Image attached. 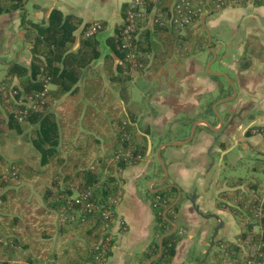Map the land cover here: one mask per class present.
Here are the masks:
<instances>
[{"label": "crops", "instance_id": "1", "mask_svg": "<svg viewBox=\"0 0 264 264\" xmlns=\"http://www.w3.org/2000/svg\"><path fill=\"white\" fill-rule=\"evenodd\" d=\"M131 2L23 0L22 11L0 15V57L7 58H0V82L11 63L30 65L33 41L26 35L33 28L21 20L45 27L56 12L62 21L70 20L71 51L82 48L84 29L90 23L102 25L94 37L99 55L84 68L77 84L81 88L90 71L101 72L103 58L114 54L107 41L117 34ZM144 23L137 37L153 30L151 15ZM195 32L200 33L198 41L182 55L173 53L151 79L137 75L128 83L125 107L149 139L151 151L120 173L122 196L114 211L125 230L118 232L107 264H153L158 252L146 258L148 248L157 244L152 200L169 186H176L180 197L176 217L169 221L166 213L165 219L169 230L176 224L182 231L170 264H217V242L231 240L240 232L239 221L221 196L243 187L264 188V179L258 175L260 171L264 176V138L253 131L264 125V1L247 0L207 12ZM113 59L123 66L119 58ZM138 81L148 84L135 91ZM12 84H17L16 79ZM104 88L124 103L120 89L105 78ZM133 93L142 95V107L135 105ZM73 98L67 94L57 110L67 113L66 101ZM4 123L7 120H0L2 131ZM23 135L14 129L2 133L0 151L5 155V142L13 137L14 151L20 152Z\"/></svg>", "mask_w": 264, "mask_h": 264}, {"label": "trees", "instance_id": "2", "mask_svg": "<svg viewBox=\"0 0 264 264\" xmlns=\"http://www.w3.org/2000/svg\"><path fill=\"white\" fill-rule=\"evenodd\" d=\"M175 1L145 0V3L155 20L159 16L170 17ZM17 10H23V0H0V15ZM23 19L22 25L33 28L26 35L33 41L30 65L26 68L11 63L6 68L0 88H4L8 102L5 103L3 97L0 120H7V123L2 124L5 129L0 128V135L10 129L20 133L22 129L18 126H27L29 133L23 137L30 142L36 155L33 163L23 158L7 163L0 156V264H10L16 255L30 261L29 264L42 255L59 264H93L95 246L105 234L106 223L97 215L92 224H58L57 216L64 207V199L73 192L88 194V200L107 206L108 199L117 191L116 182L122 170L140 162L147 152L146 136L125 107L127 84L137 73L151 79L179 45L194 44L200 33H195L194 29L182 36L154 24L152 31L144 30L141 37H137V51L142 55L140 61L144 69L130 72L125 52L120 49L121 25L115 37L107 41L114 56H105L102 71H90L79 88L77 84L84 68L99 55L96 34L87 37L84 29L85 41L75 52L71 51L70 20L62 21L56 12L50 15L45 27ZM138 26L143 27L145 23ZM114 57L119 58L123 66L117 65ZM104 78L120 89L124 103L109 96ZM13 79L16 85L12 84ZM46 81L54 89L45 93L42 111H29L24 122L18 123L14 113L22 107L16 100L41 92ZM70 93L74 98L69 103L66 101L69 111L59 112L58 106ZM2 96L0 91L1 99ZM28 183L36 184L30 187ZM156 195L167 197L164 211L170 221L171 213L177 208L174 200L178 188L165 187ZM155 222V234L164 237L161 255L153 264H170L178 235L175 232L166 236L170 230L164 229L168 225L163 217ZM157 252L158 245L153 242L146 258Z\"/></svg>", "mask_w": 264, "mask_h": 264}, {"label": "built area", "instance_id": "3", "mask_svg": "<svg viewBox=\"0 0 264 264\" xmlns=\"http://www.w3.org/2000/svg\"><path fill=\"white\" fill-rule=\"evenodd\" d=\"M247 0H176L172 5V14L168 18L159 16L153 20V24L166 27L179 35L185 34L195 26L207 12H218L227 7L238 6ZM264 1V0H263ZM150 13L146 8L145 0H132L130 7L125 11L120 32V49L125 52V61L130 72L143 70L140 61L142 57L137 51V34L139 24L146 22ZM102 28L100 22L90 23L85 29V36L91 37L97 34ZM184 30V31H183ZM183 34V35H184ZM182 35V36H183ZM187 43L179 45L175 54L182 55ZM49 80V79H48ZM46 81L43 90L34 95L19 97L17 105L22 107L14 113V118L22 124L29 111H42L46 103L45 93L48 91ZM3 92L4 102H8V96ZM254 133L264 138V125L255 128ZM7 171V170H5ZM14 173V172H13ZM117 191L107 201V206H102L98 201L88 200V194L78 195L73 192L64 199V207L58 213L57 222L60 225L76 222H92L100 215L105 221V234L95 246L93 264H107V260L114 248L118 232L125 230V223L115 217V207L121 199L120 181L117 180ZM166 196L155 195L152 200V208L156 219L165 217L164 207L167 205ZM222 202L228 207L232 215L239 221L240 232L231 240H219L216 245L218 261L220 264H264V188L243 187L236 193L224 194ZM115 230L112 231V228ZM169 226H165L166 230ZM111 229V230H110ZM181 235V231H176ZM163 238L157 234L156 239ZM1 242V239H0ZM34 264H59L57 260L42 255Z\"/></svg>", "mask_w": 264, "mask_h": 264}, {"label": "rangeland", "instance_id": "4", "mask_svg": "<svg viewBox=\"0 0 264 264\" xmlns=\"http://www.w3.org/2000/svg\"><path fill=\"white\" fill-rule=\"evenodd\" d=\"M184 31V30H183ZM196 33V32H195ZM184 34V33H183ZM182 34V35H183ZM186 34V33H185ZM184 34V35H185ZM192 38H193V36H191ZM189 40V39H188ZM189 42H187V44H188ZM189 44H191V43H189ZM188 46V45H187ZM2 60H7V58L6 57H4V56H1L0 57ZM137 73V72H136ZM137 75H139L138 73H137ZM136 75V76H137ZM48 85H50V82L48 81V83H47ZM148 84V82H146V81H138L137 82V86L135 85V91L137 90V88H138V90L139 91H141L142 89H144L145 87H144V85H147ZM128 86H129V84H127V87H126V89H128ZM48 87V86H47ZM1 89V88H0ZM1 91V90H0ZM127 91V90H126ZM126 93V92H125ZM3 100V96H2V99L0 98V106H1V108L3 107V104H2V101ZM133 100H134V102H135V105L136 106H138V107H142V102H143V97H142V95H140V93H137V94H135V93H133ZM18 129L20 130V129H22V132L20 131V133H19V131L17 132V129H14V133H16V134H18V135H22V134H28L29 133V129L30 128H27V126H18ZM24 131V132H23ZM25 134V135H26ZM24 136V135H23ZM18 137V136H17ZM24 140V141H23ZM15 147H16V142H14V138L13 137H10L9 138V140L7 141V142H5V146H4V152H5V155L3 154V152L2 151H0L1 152V154H3L4 156H6V161H7V163H12V162H14V161H16L17 159H20V158H23V159H25V160H27V161H29L30 163H33V161L35 160V155H36V152L32 149V147H31V144H30V142L29 141H27V140H25L24 139V137H22V144H21V150H20V152H16V151H14V149H15ZM0 154V155H1ZM258 175L262 178L263 177V179H264V176H263V173L262 172H258ZM34 184H36V183H28V185L30 186V187H33V185ZM36 187V186H35ZM222 197L223 196H221V199H222ZM176 200V199H175ZM175 200H174V202H175ZM171 214H173V218L174 217H176V212H172ZM163 217V216H162ZM164 219H165V217H163ZM166 220V219H165ZM178 230V229H177ZM176 230V231H177ZM175 231V232H176ZM179 231H181V230H179ZM174 232V233H175ZM181 235H182V231H181ZM180 234L178 235L179 237L181 236ZM164 237V236H163ZM156 238V237H155ZM159 241H160V238L159 239H157V245H158V243H159ZM17 257L15 258H13L14 260H12V262L10 263V264H29V263H31L30 261H25L24 259H23V257H21L20 256V258L18 257V255H16ZM30 256V255H29ZM33 257V256H32ZM39 259H41V257L40 256H38V257H36V259H35V261L37 262ZM15 261V262H14ZM35 262V263H36ZM216 262V261H215ZM217 264H220V262L218 261V262H216ZM34 264V263H33Z\"/></svg>", "mask_w": 264, "mask_h": 264}, {"label": "water", "instance_id": "5", "mask_svg": "<svg viewBox=\"0 0 264 264\" xmlns=\"http://www.w3.org/2000/svg\"><path fill=\"white\" fill-rule=\"evenodd\" d=\"M202 23H203V20H202ZM150 151H151V144H150V141L148 139L147 140V152H146V156L149 155ZM179 197H180V194H179V191H178V195H177V198H176L174 204L177 203V201L179 200ZM176 230H177L176 224H172V229L166 234V236L174 233ZM216 233H217V230L214 232V234L212 236L211 245L213 243L214 237L216 236ZM162 241H163V238H161V240L158 243V256L155 259H158L160 257V255H161ZM198 264H201V262H199Z\"/></svg>", "mask_w": 264, "mask_h": 264}]
</instances>
